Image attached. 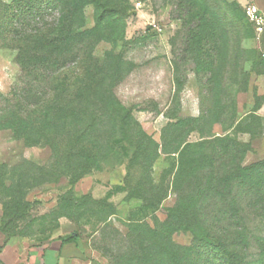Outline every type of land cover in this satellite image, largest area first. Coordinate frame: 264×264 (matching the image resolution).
Wrapping results in <instances>:
<instances>
[{"label":"rangeland","instance_id":"rangeland-1","mask_svg":"<svg viewBox=\"0 0 264 264\" xmlns=\"http://www.w3.org/2000/svg\"><path fill=\"white\" fill-rule=\"evenodd\" d=\"M71 1L0 0V164H49L51 147L26 148L13 138L16 116L44 125L47 114L53 117L52 102L73 98L85 68L120 70L115 96L137 125L136 141L117 147L119 164L76 183L62 178L31 190L36 223L3 247L0 234V264H38L36 248L72 233L79 239L61 250L63 264H155L150 239L181 204L203 237L197 264L223 263L206 257L208 243L223 245L242 264H264V35L257 37L245 20L247 0H152L139 13L127 0H88L78 26L91 31L89 38L56 64L22 67L24 33L56 35ZM248 2L264 11V0ZM77 104L75 112L84 106ZM178 121L187 124L168 128ZM145 150L157 157L152 167L127 177L131 156L143 158ZM138 183L161 199L156 209L145 207ZM67 197L105 203L113 215L52 221L50 213ZM3 218L0 204V225ZM192 237L175 234L174 241L185 245ZM7 247L13 250L2 256Z\"/></svg>","mask_w":264,"mask_h":264},{"label":"trees","instance_id":"trees-1","mask_svg":"<svg viewBox=\"0 0 264 264\" xmlns=\"http://www.w3.org/2000/svg\"><path fill=\"white\" fill-rule=\"evenodd\" d=\"M87 4H89L88 0H72L66 6V15H62L59 20L56 35L44 36L38 29L24 33V41L21 42L25 51L21 50L18 55L22 67L30 69L51 62L56 64L63 54L71 52L75 45L85 42L91 31L80 30L78 17L82 18V11ZM231 7L234 8L233 5ZM200 22L201 19L198 18L194 26V36L198 32ZM18 32L13 31V35L17 36ZM120 76L118 68L112 71H104L97 67L85 68L82 71L80 84L74 89L73 98L60 99V103L52 102L53 117L47 114L44 117L46 119L44 125L43 123L35 125L16 116L12 129L13 138L17 141L22 140L26 148L40 144L49 146L52 155L49 164L45 166H38L29 160H24L11 169L5 164H0V204L4 212L0 225V234L3 235L1 247L13 237H26L31 233L32 226L36 223V218L31 215L35 204L27 199L31 190L56 183L62 178L76 183L91 172L100 171L105 165L122 162L117 147H122L123 143L131 145L136 141L137 125L130 111L116 99L114 90L121 80ZM75 102L79 105L84 104L79 112H75L71 106ZM186 124L187 122L178 121L168 128L178 129ZM151 144L157 147L153 141ZM144 154L146 155L142 158L133 153L128 163L129 169L133 171L128 173L127 177H131L135 168L141 169L143 174L150 170L157 157L153 150H149L148 153L145 150ZM9 171L12 176L4 179ZM134 190L142 197L145 207L151 209L158 207L161 199L149 196V192L152 191L149 184L142 189V185L138 183ZM80 199L81 202H77L76 199L67 197L66 204L52 210L49 217L52 216L54 221L62 217L73 219L75 215L77 218L86 215L105 220L113 215L110 211H106L110 206L105 203L94 202L88 197ZM195 204L196 202L193 206ZM184 207L188 208L181 204L180 212L171 210L166 219L158 223V232H154L150 239L154 244L155 264H197L195 257L201 253L203 237L194 234L190 220L185 218ZM71 211L73 212L70 213ZM188 232L193 237L187 244L181 245L174 241L175 234ZM78 239L79 235L72 233L69 236L56 238L50 245L36 248L41 251L37 262L42 261L44 264L48 260L54 263V255H59L64 246L76 244ZM208 244L210 248L206 257L224 260L223 263L218 261L213 264H242V261L239 262L223 245ZM32 251L38 252L34 249L30 254L34 253ZM261 253L264 254V248Z\"/></svg>","mask_w":264,"mask_h":264},{"label":"built area","instance_id":"built-area-1","mask_svg":"<svg viewBox=\"0 0 264 264\" xmlns=\"http://www.w3.org/2000/svg\"><path fill=\"white\" fill-rule=\"evenodd\" d=\"M135 13L142 12L152 0H127ZM243 14L257 37L264 35V11L249 2L243 5Z\"/></svg>","mask_w":264,"mask_h":264},{"label":"crops","instance_id":"crops-1","mask_svg":"<svg viewBox=\"0 0 264 264\" xmlns=\"http://www.w3.org/2000/svg\"><path fill=\"white\" fill-rule=\"evenodd\" d=\"M248 1H251V0H247L246 1V3L248 2ZM67 246V245H66ZM65 247V246H64ZM63 247V248H64ZM62 248V249H63ZM61 249V250H62ZM9 250H13V249H11L10 247H7V248H5L4 250H3V252H2V256L4 255V256H7V254H5V253H9ZM11 252V251H10ZM60 253H61V251H60ZM6 259H8V258H6ZM55 262L53 263V262H50V261H46V263H44V264H63V259H61V257H60V254L59 255H54V259H53ZM38 264H43L42 263V261L41 262H38Z\"/></svg>","mask_w":264,"mask_h":264}]
</instances>
